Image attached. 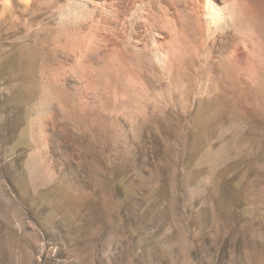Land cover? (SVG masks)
<instances>
[{
	"label": "rangeland",
	"instance_id": "obj_1",
	"mask_svg": "<svg viewBox=\"0 0 264 264\" xmlns=\"http://www.w3.org/2000/svg\"><path fill=\"white\" fill-rule=\"evenodd\" d=\"M76 1L0 0V264H264V81Z\"/></svg>",
	"mask_w": 264,
	"mask_h": 264
},
{
	"label": "bare ground",
	"instance_id": "obj_2",
	"mask_svg": "<svg viewBox=\"0 0 264 264\" xmlns=\"http://www.w3.org/2000/svg\"><path fill=\"white\" fill-rule=\"evenodd\" d=\"M2 1L7 4L10 0ZM16 1L28 6V3H33L35 0ZM77 1H79L78 6L74 4L76 9L73 6V8L66 6V10L62 8L65 10L62 12L66 15L73 12L75 17L81 15L86 19L89 16L92 18L91 15L95 14V27L100 29L108 25L112 37H117L114 35L121 28L125 29L128 44L133 46V49L145 38L147 53L157 65H171L180 58L183 49L187 50L188 45L199 44L209 53L208 56L214 54L218 58V66L228 70V75L236 81L241 83L244 79L264 81V71L261 69L264 67V32L260 28L264 20V0ZM79 18L83 17L79 16ZM69 19L72 20L70 17ZM241 90L244 89L240 88ZM256 90L263 91L264 88L260 85Z\"/></svg>",
	"mask_w": 264,
	"mask_h": 264
}]
</instances>
